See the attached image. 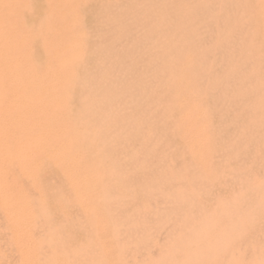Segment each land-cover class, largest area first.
Masks as SVG:
<instances>
[{"label":"rangeland","instance_id":"obj_1","mask_svg":"<svg viewBox=\"0 0 264 264\" xmlns=\"http://www.w3.org/2000/svg\"><path fill=\"white\" fill-rule=\"evenodd\" d=\"M10 1L12 3H9L7 12L0 15L2 18V23L8 26V30L6 31L8 34L7 40L3 45H1V50H3V48H5L6 46L10 48L11 54L9 60L11 61L12 65L15 64V67H18V70L21 68L25 71L26 69L30 70L32 68L33 70L37 71L39 76L53 74L54 77L60 78L65 81V89H67L66 91L64 89V92L62 91L63 94L61 93L62 95H60V99L64 101V103H66L65 108L67 109L63 110V114L66 116V121L58 124L57 126L59 127H54L55 124L53 123L54 126L51 127L50 131L52 133L58 134L57 137H62L63 135L65 136L67 133V135H69L70 133L77 135L74 136L70 134L72 135L71 137L69 135L70 138L68 139L70 141L67 144L69 149L67 148L65 152L66 154H63V161H65L66 159L68 160H66L67 162L61 161L62 164L60 165L61 168L59 169L57 168L59 166H56V164L48 158V155H46L50 150L46 146V148L43 147L44 154L46 155L45 156L43 154V156L45 157H40L43 153V150L41 151L42 153H34L35 155L33 154V157H31L29 166L33 168L35 165L34 162L38 158L37 160L41 162L39 170L41 171L42 167V171L39 172L40 174L38 173V175L34 178V182L31 183L29 185V189H27V194L31 198V200H29L30 204L28 206L20 205L18 208V211L22 209L20 213L28 212L30 210L31 214L21 220L14 222L7 220L5 211L0 208V264H171L172 260L173 264H185L184 261H186L187 264H264V45L258 43V45L254 47L255 44L249 42L251 32H246L248 26L246 24H242L245 29H241L243 30V32L238 31L237 34L235 33V35L233 33L231 34V30L229 29L225 31L226 33L230 31L227 34L225 32L220 33L222 36H220V38H222L221 40H223V38L226 39L228 35L231 34L230 36L232 37L227 38V40L232 38V41H227V44L223 43L224 46H217L213 43L211 47V44L215 39L213 36L215 35V31L212 32V34L208 35L210 30L206 26L207 19L204 15V12H201L204 10V0H197L196 5L194 4L196 0H182V2H180V0ZM174 1L179 3H174ZM189 1H191L192 4ZM199 1H201V3ZM199 4L201 5V7L199 6ZM35 5H38V7ZM188 8L190 9V11H187L189 10ZM193 10L195 11L193 12ZM199 11L201 13H198ZM170 14H172V16ZM185 14H187L188 16ZM173 15L175 16L173 17ZM171 19L173 21H171ZM170 21L171 23H169ZM176 21L178 22L176 23ZM172 22L175 23L173 24ZM181 22L183 23L181 24ZM170 24L172 25L169 26ZM167 25L169 26V28H167ZM190 26L192 28H190ZM164 27L165 29L162 30L161 28ZM182 27H188L190 29V32L188 28L184 29ZM167 30L170 32H168ZM183 30H188V32L186 33ZM178 32L180 34L185 32L186 34L183 33L184 35L181 36ZM176 33L178 34V36ZM239 33L243 35L240 36L242 39H245L244 36L248 34V39L246 37L245 40H241L240 37H237L240 35ZM195 34V38L199 39L198 41H195ZM206 34L207 37H202ZM185 35L186 37H188V41H190L188 42L189 44L186 42L187 40H185V42H181L182 47H184L182 48L179 41L185 38L183 37ZM190 35L192 39L190 38ZM160 37L164 38L163 41ZM177 38L179 40H176ZM233 39L237 40V42ZM172 41L175 43H173ZM203 41L205 44L203 43ZM235 42L240 45L237 46ZM182 43H184L186 46ZM200 43L203 45H201ZM207 43L210 45L209 47ZM241 43H245V45L243 44L244 47L241 45ZM249 43L253 44L254 46H249ZM161 45L164 47H162ZM190 46H193V48L195 47V49H193L192 47L190 49ZM156 47H162L158 48L160 49V52L162 51V49L163 51L165 49V54L167 56H169L173 51L177 53H172L173 56L171 55L170 57L166 58L163 51L161 52L163 56L158 53L159 50ZM216 47H218L219 49ZM238 47L242 48L243 50H240V48ZM213 48L216 49L214 50ZM221 48L223 50H221ZM151 49H154V51H152ZM177 49L179 51H177ZM199 49L201 50L199 51ZM155 50L157 51L156 53ZM183 50H186L185 53L181 52ZM189 50H191L193 53L191 54V51L189 53ZM194 50H197L195 51V53H198V57L194 56ZM204 50L207 52V55L205 54L206 52ZM253 50L255 52H253ZM168 51H171L169 52V55L167 54ZM213 53H217L219 57H217L216 54L214 56ZM255 54L256 59L254 57ZM158 55H161L160 57H162L163 59H161ZM180 55H182V59L179 60L177 56L180 57ZM205 55L207 56V58ZM208 55L212 56H210L209 58ZM248 55L251 57H249ZM164 56L166 59H169V61L167 60L169 63L166 61V59L165 61L167 64L164 63ZM231 56L234 59H232ZM156 57L160 61L158 60L159 63L157 62L154 65V62H156ZM211 57L215 58L216 61H212V63L209 65L211 60H214ZM216 57L221 59H217ZM172 58L175 59H173L172 61ZM195 58H197L196 61L194 60ZM262 58L263 63L260 62ZM170 59L173 64L176 63L175 66L171 64ZM61 60H63V62H61ZM178 60L181 61L180 63H178L179 65L177 64ZM258 62H260L261 64ZM192 63H194L196 66L198 64V67L195 68L194 64ZM199 63H202V67L199 65ZM203 63L205 64V66ZM255 63L258 64L257 68V64ZM158 64L159 67H157ZM169 64L174 67L167 68ZM58 65L61 66L60 69L57 68ZM161 66L162 68L164 67V73H166L168 77L170 73L173 77L170 75L171 77L168 78L165 74H162L163 72ZM165 66H167V69L165 68ZM216 66H218V69ZM252 66L256 68L255 72L253 70L254 67L252 68ZM155 67L158 68L157 71L160 70V73L154 70L156 69ZM191 67L193 69L195 68L194 71H197L199 73L196 74L197 72L194 73V71H191L193 70L191 69ZM228 68L229 70L232 68V71H229L230 73L227 70ZM175 70L178 74H175ZM188 71H190V73L193 72L192 76H195L192 77ZM233 71L235 72V74L237 73L236 76L232 74ZM205 72L208 73V75ZM211 72L213 73V75L211 74ZM259 72L260 75L258 74ZM154 73H156V75ZM220 73L228 74H226L227 76L224 78V80L227 78V84H225L224 80V82L222 81L224 75H221ZM219 74L222 76V79L220 78L221 81L218 78ZM229 74H232L233 78L232 75ZM210 75L211 77H209ZM183 77L185 78L183 79ZM197 77L198 79H196ZM205 77L208 81L205 79ZM215 77L216 79H214ZM167 78L169 79L168 82L165 81ZM192 78H194L193 80H195L193 81V86H191ZM201 78H204L205 80H200ZM160 79H162L161 81L163 82H161ZM228 79L230 80V82H228ZM216 80H218L220 84L219 82H216ZM171 81H175L174 84H172ZM196 83H198L199 85ZM208 83H210V85H208ZM170 84H172L173 87H171L173 88V90L167 89L166 91V88H170ZM230 84L231 86H229ZM125 85H129V87L127 86L129 89L123 88V86L125 87ZM220 85H225V87L228 86L227 88L230 87L229 90H225L228 96V101L226 100V102H224L227 97L224 93L225 87H220ZM156 86H158V88H154ZM215 86H218L219 88H216ZM209 87H211V89L213 88L214 90L211 91ZM138 88L140 89L138 90ZM220 88L221 91L219 90ZM158 89L160 91H158ZM131 90L133 91L129 92ZM154 90L156 91V93ZM199 90L201 92H199ZM126 91L128 92L126 93ZM183 91L186 93H184ZM217 91L220 95L217 93ZM157 92L159 93L157 94ZM233 92L234 96L237 97L234 98ZM121 93L123 94V96ZM195 93L198 95L195 96ZM200 93H203L205 96ZM152 94H154V97L152 96ZM173 94H175V98H173ZM211 94L213 96H211ZM207 95H209L210 97ZM163 96L165 97V99H163ZM131 97H133L132 100ZM147 97L148 100L150 98V100L152 101H148L146 99ZM197 97H199L200 99L198 100ZM138 98L142 99L139 100ZM160 98H162L161 101ZM229 98H233V102ZM240 98H242V100ZM83 99H86V101ZM135 99H137L138 104L135 103ZM236 99H239V101ZM99 100L102 102H100ZM126 100L129 101V103L130 101H132L131 103L135 104V106L139 108L136 109L135 107L136 110L134 111V106L130 103L131 106L129 105L128 107L129 103L125 102ZM229 100L231 102H229ZM83 101L86 102L83 103L84 105L81 104V102ZM173 101L174 103H172ZM87 102L89 105L87 104ZM124 102L125 108L122 107L124 105ZM227 102L230 105H228ZM259 102L260 105L258 106L261 107H259L257 110L256 106ZM101 103L103 104V107L105 106L104 108H101ZM171 103L173 105L176 103V108L175 106L173 108ZM85 104H87L86 108L83 107L85 106ZM95 104H99L100 108ZM146 104L148 105L145 107ZM151 104L154 105L151 106ZM141 105H144L143 110ZM166 105H169L168 109L166 108ZM204 105L206 106V108ZM148 107L151 108L147 109ZM81 108L83 111L84 109L85 111H87V114L85 113L87 117H83V113L85 111L82 112ZM130 108H133V110L131 111ZM125 109L131 112L128 113V111H125ZM179 110L180 114L178 113ZM206 110L208 111V113H206ZM55 111V108H53L48 112V115H53ZM122 111H125L127 113L124 114ZM110 112L113 114H109ZM140 112L141 114H138ZM183 112L185 113L183 114ZM122 113L123 115H121ZM177 113L178 116L176 115ZM205 113L206 115H204L203 118V114ZM40 114L43 115L44 113L36 114V116H34V120L38 118L40 119L42 117V119L44 118L43 120L45 121L47 118L49 119L50 116L52 118V115H50L49 117H47L48 115H44L46 116L44 117L40 116ZM105 114L108 115V118ZM116 114L118 115L117 117H115ZM170 114L175 116L173 117ZM119 115H121V118H123V122L126 118L125 115L128 116L127 118H129L130 116V118L132 119L133 116L134 118L138 116L139 121L137 118L133 120H129L130 118H126L127 122H121V124L118 119L120 118ZM207 115L209 118L207 117ZM98 117H100V119ZM71 118L73 119L71 120ZM113 118L114 120H112ZM171 118L173 120H171ZM202 118L204 120H202ZM42 119H40L39 121L44 122L42 121ZM175 119L176 121H174ZM257 119L261 121H259V126L257 125ZM104 120L107 122H100ZM49 121L48 123H51ZM67 121L73 122H70L68 124ZM79 121H81L84 125L82 123L81 125L78 124ZM135 121L137 122L135 123ZM204 121H206V124ZM254 121L257 126H254ZM110 122H112V124ZM73 123L78 124V126L74 125V128V126L70 125ZM117 123L119 124V126ZM115 124H117V127H115ZM139 125L141 127H138ZM104 126H106L109 130H107V128L105 130ZM131 126L133 128H131ZM126 127L128 128L125 130ZM74 129L75 132H72L74 131ZM15 130L12 131L16 133L17 129ZM98 131L101 132V138L98 137ZM106 131L107 133L108 131L111 132L108 134L109 137L107 136ZM122 131L124 132L121 134ZM81 132L84 133L85 136L87 135L85 139L83 138L84 135L81 134ZM126 132L127 135L125 137L121 136ZM59 134L62 136H60ZM115 134L117 136H115ZM241 135H244L243 138H240L242 137ZM80 137H82L83 140ZM88 137L90 138L87 139ZM102 138L106 140L104 141ZM210 138H213L214 140ZM112 140L113 142H111ZM130 140H132V142ZM189 140H191V142ZM75 141L77 143H75ZM78 141H80V143L82 142V144H80ZM123 141L127 142L123 143ZM92 142H94V144ZM107 142L109 145H107V148H105ZM109 142L112 144V146H110ZM98 143L100 145H98ZM136 143H138L137 146ZM90 144L93 146H91ZM104 144L105 147H103ZM72 145L74 147L77 146V150L73 148ZM152 146H154L155 149ZM182 146H184V149ZM185 146L187 148V151ZM86 147L90 150H84V148ZM210 147H212L213 150H210L212 149ZM230 147L231 149H229ZM227 148L231 150L230 153ZM72 149L78 152L77 154L75 153L76 157L74 155V152L71 151ZM78 149H80V152L78 151ZM104 150H107L106 155H104V152H102ZM85 151L87 160L86 158H84L86 157L84 155ZM93 151L97 155L95 153L91 154V152ZM71 152H73V154ZM151 152H153V154ZM82 154L84 155V157ZM102 154L108 159L102 158ZM148 154H150L151 156ZM98 155L100 156V160L98 159ZM164 155L166 158L163 157ZM108 156L111 157V160ZM146 157L151 159H147L148 162H145ZM198 157H200V159H198ZM93 158H97L96 160L98 162ZM105 159H107L108 161H106ZM206 159H208V161H206ZM209 159H211L212 161ZM71 160L72 162H70ZM84 160H86L85 163H78L80 161L84 162ZM101 160H105L102 162L103 164L100 162ZM195 160L201 163L199 164V162L197 163ZM87 161L88 163H90L85 166L87 164ZM93 161L96 163H93L94 167L93 164H91ZM111 161H114V163L116 164H111L113 163ZM156 161L158 162V165H156ZM68 162H70V164ZM137 162H140V164H138ZM192 162L196 164L194 165L192 164ZM63 163L66 165V167ZM74 163H76V165H74ZM160 163L163 164L160 165ZM205 163H208L206 164L207 166L205 165ZM80 164H85L84 166L86 168L84 166H81ZM90 164L92 167L89 166ZM110 164L112 166L114 165L113 168ZM98 165H101V167L99 166L100 170ZM146 165H148L147 167L150 168V171L146 170ZM77 166H80L81 168L79 169L77 168ZM105 166L106 168H104ZM169 166H171L172 169L169 168ZM71 167L74 169V172L73 169L71 170ZM88 167L90 168V171L92 170L91 172L88 170ZM96 167L98 170H96ZM110 167L115 171H111L112 169H109ZM192 167L194 169H192ZM64 168H67V171H65ZM13 169L14 170L12 173L14 175L12 177L13 180H11L12 183L16 184L19 189L22 187L26 190L27 186L24 182L23 176L17 171V168ZM106 169L110 170V172ZM168 169H170V171H168ZM85 170L88 171L84 172ZM65 172L70 174L66 173L65 175ZM105 172H108V174H112L114 178L110 179L111 175L108 177ZM84 173L87 174L84 175ZM42 174H44L45 176H43ZM76 175H79L80 179ZM104 175H106L107 177ZM103 177L105 178L103 179ZM84 178H86V180ZM70 179L72 181L69 183L68 180ZM90 179H92L93 181ZM109 179H115V182L109 181ZM137 179H142L144 181L140 180V182ZM182 180L184 181L182 182ZM105 183L108 184V186H105ZM110 183H116L117 185L119 183L123 184H120L121 187H114V185L116 184L111 185L113 186L111 187ZM40 185L41 187H43L42 189L40 188L42 193L39 191ZM124 186L125 189H123ZM81 187L83 188V190H81ZM96 187H99V189H97ZM107 187L114 188V190L112 189V191L110 192L108 191V189L110 188L107 189ZM105 188L107 189L106 191ZM119 188H121V190ZM44 189H46V191ZM84 189H87V193L90 189H96V191L92 192V197L90 196L91 194H87ZM72 190H74L75 192ZM82 193L84 194L82 195ZM102 193H104V196H101ZM177 193L179 194L177 195ZM27 194L25 195L27 196ZM181 195L183 197H181L182 199L180 198ZM41 196L43 197L42 199L40 198ZM81 196H83V198ZM177 196H179V199L177 198ZM103 197L104 199H102ZM87 198L91 199L87 201ZM173 198H176V201ZM185 198L187 199V201ZM95 199L97 200L94 201ZM111 199L113 200L111 201ZM91 200L95 202V206L98 205V208H95L96 210L99 209L97 213L100 212L98 213L99 216L97 218L98 223H96V225H93L92 227V217L85 212L88 205H91L89 204L91 203ZM103 201L108 204L107 206L104 203V205L107 206L105 208L103 206ZM177 201H182V203L180 202L181 205L178 204V207L176 206ZM98 202H100V204ZM183 203L187 205H183ZM167 204L168 206L171 204L172 205L167 207ZM120 206H122L121 209ZM99 207H101V210ZM106 208L109 212H103L106 210ZM178 208H180V211ZM169 209L173 212L175 210V213H173L172 211L170 212ZM176 209H178L179 212H177ZM183 210L185 212V215L184 212H182ZM110 211H113L114 213L112 212L113 214H111ZM180 212L183 216L180 215ZM106 213H108V216H105ZM101 214H104V217L101 216ZM109 214L112 215H110L111 218H109ZM161 215L162 217H168L169 220L168 218H162ZM181 216L184 221L183 219H180ZM184 216L190 219H187ZM170 217H172L173 221ZM160 218H162L161 221H159ZM112 219L113 221H111ZM174 219L176 220V222L174 221ZM118 220L120 221V223H118ZM180 220H182L184 223H182V221L180 223ZM114 221L116 223H113ZM162 221H169L172 222V224L174 222V224L171 225V223L168 222V226H166V228L162 227V231L161 226L165 227V225H167V223L164 224L165 222L163 223ZM161 222L164 225H162ZM111 224L113 226L109 227V225ZM132 224L135 225L132 227ZM158 224H161V226H158ZM129 226H131V228ZM156 226H158L161 231L158 230L159 228L156 229ZM134 227L137 228L133 229ZM124 228L128 229L124 230ZM90 229L94 230V233L97 232L96 234L98 236L96 234L95 236H92L94 233L92 234V231ZM118 229L120 230L118 231ZM131 230L135 233H131ZM111 232H114V235L117 236V239L114 235L111 236L113 234ZM158 232H160V235ZM166 232L168 233L167 235L169 236L170 242H168V237L165 236ZM176 234L178 237H180L181 235V239H179ZM144 235L145 237H142L143 239H141L140 236ZM150 236L152 237V239H148L150 238ZM94 237L98 238L95 240ZM112 237H114L115 240H113L114 238ZM144 238H147L145 239V241H147V245H145V248L143 246V244L146 243L144 242ZM172 238L174 239V241H172ZM176 238H178L179 242ZM97 240L100 241L98 242ZM88 241L91 243L88 244ZM105 241L108 243H106ZM113 241H118V243H116L115 245V243L113 244ZM139 241H143L142 246L139 245ZM162 243L167 246L162 245ZM168 243L171 245H169ZM150 244H152V246ZM88 245H91L92 247L90 246L89 249L84 248L86 249L85 252L87 251L85 253L81 249V247H86ZM123 246L125 247V249ZM159 246L161 247L159 248ZM171 246L173 247V249L171 248ZM114 247L117 249V251L116 249H114ZM169 248H171L170 250L173 251V254L171 253V255L169 254L170 252H168L170 251ZM176 249L178 250L177 253ZM121 250L122 253H117ZM166 250L168 254L167 252L164 253V251ZM70 251L72 253L67 255ZM64 252H66L67 254ZM186 253L187 255H185ZM180 259H182V261H180Z\"/></svg>","mask_w":264,"mask_h":264},{"label":"bare ground","instance_id":"obj_2","mask_svg":"<svg viewBox=\"0 0 264 264\" xmlns=\"http://www.w3.org/2000/svg\"><path fill=\"white\" fill-rule=\"evenodd\" d=\"M38 1V0H37ZM173 1V0H172ZM178 1V0H177ZM186 1H188V0H186ZM194 1V0H193ZM180 2H182V0H180ZM189 2H191V1H189ZM200 3H201V1H199ZM198 2V3H199ZM203 2H204V4H203ZM202 2V4L204 5V10L203 11H201V12H204V15H205V17H206V19H207V21H206V26L208 27V29L210 30L209 31V33H208V35L209 34H212V32H214L215 31V35H213L214 36V42H212V44H211V47H212V45H213V43L215 44V45H222V46H224L223 45V43H225V44H227V41H232L231 39H229V40H227V38H229V37H232V36H230L232 33L235 35V33L237 34V32L239 31H242L243 32V30L245 29L243 26H242V24H246L247 26H248V29H247V27H246V29H247V31L246 32H251V36H250V34H249V36H250V38H249V42L250 43H254L255 44V46L253 45V44H250L249 43V46H251V45H253L254 47H256L257 45H258V43L259 44H262V45H264V0H204ZM9 3H12L10 0H0V15L1 14H5V12H7V10H8V5H9ZM36 3V2H35ZM174 3H179V2H176V1H174ZM194 3V2H193ZM34 4V3H33ZM170 4V3H169ZM191 4H192V2H191ZM195 5L197 4V0H196V2L194 3ZM173 5V4H172ZM174 5H176V4H174ZM35 6H37L38 7V5H35ZM170 6V5H169ZM199 6L201 7V5L199 4ZM198 6V7H199ZM37 7H36V9H37ZM192 7V6H191ZM203 7V6H202ZM171 8V7H170ZM39 9V8H38ZM189 9V8H188ZM198 10H199V8H198ZM202 10V9H201ZM40 11V10H39ZM187 11H190V9L189 10H187ZM187 11H185V12H187ZM192 11V10H191ZM195 10H193V12H194ZM200 11L198 12V13H201ZM197 13V14H198ZM173 14V13H172ZM172 14H170L171 16H172ZM203 14V13H202ZM40 15V14H39ZM176 15V14H175ZM175 15H173V17L175 16ZM185 15H187V14H185ZM195 15H196V13H195ZM199 15V14H198ZM197 15V16H198ZM201 15V14H200ZM177 16V15H176ZM182 16V15H181ZM188 16V15H187ZM190 16V15H189ZM193 16V15H192ZM196 16V17H197ZM113 17V16H112ZM172 17V18H173ZM203 17V16H202ZM169 18H170V16H169ZM183 18H185V17H183ZM188 18V17H187ZM186 18V19H187ZM247 18V19H246ZM176 20V19H175ZM177 20H178V18H177ZM180 20V19H179ZM205 20V19H204ZM171 21H173L172 19H171ZM171 21L169 22V23H171ZM178 21H176V23H177ZM242 22H245V23H242ZM173 24L175 23V22H172ZM183 22H181V24H182ZM188 24V23H187ZM172 24H170L169 26H171ZM169 26L167 25V28H169ZM189 26V25H188ZM8 26L7 25H5V24H3L2 23V18H1V16H0V208L1 209H3V211H5V216H6V219L7 220H9V221H18V220H21V219H23L24 217H26V216H28L29 214H31V212H30V210L28 211V212H24V213H20L21 212V207H20V211H18V208H19V206L20 205H26V206H28L29 204H30V202H29V200H31V198L28 196V190L27 189H29V185L31 184V183H33L34 182V178L38 175V173L39 172H41L42 171V167H41V171L39 170L40 169V166H41V162L39 161V160H37L36 159V161L34 162L35 163V165H34V167L33 168H31L30 166H29V163H30V160H31V157H33V154L34 153H36V154H40V152L43 150V147H47L48 149H50L49 150V152H47L48 154H46V155H48V158L51 160V161H53L55 164H56V166H59V167H57L58 169L59 168H61L60 167V165L62 164L61 163V161H63V154L66 152V150H67V148H68V146H67V144H68V142L70 141L68 138H70L72 135H74V136H76L75 134H72V133H70V134H72V135H70V137H69V135H60V136H62V137H57V135L58 134H55V133H52L50 130H51V127L52 126H54L53 125V123L55 124V126L54 127H56L58 124H60V123H63L64 121H66V116L63 114V110H65V109H67V108H65L66 107V103H64V101H62L60 98H61V96L60 95H62L63 93H62V91L64 92V89H65V87H66V83H65V81L64 80H62V79H60V78H56V77H54V75L53 74H50V75H44V76H39V74L37 73V71L36 70H33L32 68L29 70V69H26L25 71L24 70H22L21 68L18 70V67L16 66L15 67V64H13L12 65V63H11V61L9 60V57H10V54H11V50H10V48L8 47V46H6L5 48H3V50H1V45H3L5 42H6V40H7V30H8V28H7ZM166 27V26H165ZM165 27L164 28H161L162 30L163 29H165ZM166 28V29H167ZM171 28V27H170ZM182 28H184V27H182ZM181 28V29H182ZM186 28H188V27H186ZM186 28H184V29H186ZM190 28H192L191 26H190ZM189 29V28H188ZM231 30V34L230 35H228V37L225 39V38H223V40L224 41H226V42H224L223 40H221L222 38H220V36H221V34L220 33H222V32H225V31H227V30ZM241 29H243V30H241ZM170 30H172V29H170ZM193 30V29H192ZM168 31V30H167ZM183 31H185V30H183ZM198 31V30H197ZM168 32H170V31H168ZM174 32V31H173ZM186 33L188 32V30L187 31H185ZM185 32H183V33H185ZM189 32H190V29H189ZM230 31H228L227 33H229ZM175 33V32H174ZM179 33V32H178ZM180 34L181 36L182 35H184V34ZM185 33V34H186ZM202 33V32H201ZM207 33V32H206ZM226 33V32H225ZM226 33V34H227ZM177 34V33H176ZM197 34V33H196ZM196 34L194 35V38H195V36H196ZM214 34V33H213ZM240 34V33H239ZM247 34V33H246ZM169 35V34H168ZM168 35H167V37H168ZM172 35H173V33H172ZM233 35V36H234ZM242 34H240L239 36H237V37H240ZM248 35V34H247ZM247 35L246 36H244L245 37V39H246V37H247ZM89 36V35H88ZM177 36H178V34H177ZM193 36V35H192ZM204 36H206L207 37V34L206 35H203L202 37H204ZM226 36V35H225ZM243 36V35H242ZM102 37V36H101ZM172 37V36H171ZM170 37V38H171ZM183 37H185V38H187V39H185V38H183L184 39V41H183V39H181L180 41H179V43H180V45H181V42H185V40H187L186 42L188 43L189 41H188V37H186V35L185 36H183ZM197 37H198V35H197ZM200 37V36H199ZM222 37V36H221ZM236 37V36H235ZM161 38V37H160ZM176 38V37H175ZM179 38V37H178ZM176 39V40H179V39ZM182 38V37H181ZM190 38H191V35H190ZM189 38V39H190ZM193 38V39H194ZM201 38V37H200ZM211 38H212V36H211ZM163 39L164 38H161V40L163 41ZM172 39V38H171ZM192 39V38H191ZM205 39H207V38H205ZM237 39H239V38H237ZM240 39L241 40H245V39H242L241 37H240ZM247 39H248V37H247ZM199 39H196L195 38V41H198ZM210 40V39H209ZM233 40H235V39H233ZM167 41V40H166ZM201 41V40H200ZM205 41V40H204ZM204 41H203V43H204ZM211 41H213V40H211ZM236 42H237V40H235ZM248 41V40H247ZM165 42V41H164ZM173 42V41H172ZM171 42V43H172ZM193 42H194V40H193ZM207 42V41H206ZM235 42V43H236ZM243 42V41H242ZM246 42V41H245ZM158 43V42H157ZM167 43V42H166ZM168 43H169V41H168ZM173 43H175V42H173ZM209 43V42H208ZM207 43V44H208ZM232 43V42H231ZM239 43V42H238ZM163 44V43H162ZM178 44V43H177ZM182 44H184V43H182ZM189 44V43H188ZM191 44V43H190ZM201 44V43H200ZM205 44V43H204ZM210 44V43H209ZM208 44V47L210 46ZM237 44V43H236ZM244 45H245V43H243ZM242 43H241V45L244 47V45H243ZM164 45V44H163ZM167 45V44H166ZM165 45V46H166ZM173 45V44H172ZM185 45V44H184ZM192 45H194V44H192ZM201 45H203V44H201ZM240 44H237V46H239ZM162 46V45H161ZM186 46V45H185ZM189 46V45H188ZM227 46V45H226ZM231 46V45H230ZM230 46H229V49H230ZM233 46H234V43H233ZM241 46V47H242ZM248 46V45H247ZM93 47V46H92ZM155 47V46H154ZM153 47V48H154ZM162 47H164V46H162ZM162 47H158V48H162ZM169 47V46H168ZM172 47V46H171ZM179 47V46H178ZM181 47H182V45H181ZM191 47L193 48V46H190V49H191ZM196 47H198V46H196ZM215 47V46H214ZM253 47V48H254ZM152 48V47H151ZM157 48V47H156ZM155 48V49H156ZM157 48V49H158ZM170 48V47H169ZM169 48H168V50H169ZM177 48V47H176ZM175 48V49H176ZM182 48H184V47H182ZM187 48H189V47H187ZM187 48H185V49H187ZM205 48V47H204ZM207 48V47H206ZM216 48H218V47H216ZM216 48H213L214 50L216 49ZM223 48V47H222ZM221 48V50H223ZM238 48H240V47H238ZM156 49V50H157ZM181 49V48H180ZM193 49H195V47L193 48ZM197 49V48H196ZM219 49V48H218ZM217 49V50H218ZM235 49V48H234ZM237 49V48H236ZM255 49V48H254ZM152 50V49H151ZM150 50V51H151ZM155 50V53L157 52ZM159 50V52L158 53H160L161 54V52L163 51V49H162V51L160 52V49H158ZM172 50H174V49H172ZM201 49H199V51H200ZM240 50H243L242 48H240ZM239 50V51H240ZM256 50V49H255ZM152 51H154V49L152 50ZM176 51V50H175ZM177 51H179L178 49H177ZM186 51V50H185ZM185 51L183 50V51H181L182 53L184 52L185 53ZM190 51L191 50H189V53H190ZM195 51H197V50H194V56H196V57H198L197 55H198V53L196 54L195 53ZM205 51V50H204ZM211 51V50H210ZM263 51H264V49H263ZM262 51V52H263ZM148 52H149V50H148ZM169 52H171V51H168V55H169ZM202 52V51H201ZM206 52V51H205ZM215 52V51H214ZM218 52H219V50H218ZM217 52V53H218ZM222 52V51H221ZM253 52H255L254 50H253ZM154 53V52H153ZM163 53H164V55L166 56V58L167 57H170L171 55H172V53H177V52H171L170 53V55L169 56H167L165 53V49H164V51H163ZM188 53V54H189ZM193 52L191 51V54H192ZM217 53H215L216 55H217ZM220 53V52H219ZM188 54H186V55H188ZM196 54V55H195ZM206 55H207V52L205 53ZM215 54L213 53V55L215 56ZM254 54V53H253ZM252 54V55H253ZM259 54V53H258ZM257 54V55H258ZM262 54V53H261ZM162 55V54H161ZM161 55H158L159 57L161 56ZM178 55V54H177ZM184 55V54H183ZM205 55V56H206ZM157 56V57H158ZM163 56V55H162ZM165 56H164V63H166V61L168 60L169 61V59H166L165 58ZM173 56V55H172ZM174 56H175V54H174ZM181 56L182 55H180V57L179 56H177L178 57V59L180 60V59H182L181 58ZM200 56V55H199ZM202 56H203V53H202ZM201 56V57H202ZM210 56H212V55H210ZM210 56L208 55V57L210 58ZM222 56V55H221ZM249 56V55H248ZM256 56V54L254 55V57ZM156 57V62H154V65H155V63H159V61L161 60V59H163L162 57H158L157 58ZM201 57H200V59H201ZM217 57H219L218 55H217ZM216 57V58H217ZM249 57H251V56H249ZM253 57V56H252ZM253 57V58H254ZM176 58V57H175ZM175 58H172V61H173V59H175ZM205 58V57H204ZM206 58H207V56H206ZM212 59H214V60H211V62L209 63V65L212 63V61H216L215 60V58H213V57H211ZM223 58V57H222ZM225 58H226V56H225ZM231 58H232V56H231ZM62 59V58H61ZM165 59H166V61H165ZM217 59H221V58H217ZM230 59V58H229ZM232 59H234V58H232ZM255 59H256V57H255ZM254 59V60H255ZM159 60V61H158ZM178 60V62H177V64L178 63H180L181 61H179ZM195 61L197 60V58H195L194 59ZM207 60H209V59H207ZM253 60V61H254ZM167 61V62H168ZM170 61H171V59H170ZM172 61H171V64L172 65H174L175 66V64H173L172 63ZM182 61H184V60H182ZM199 61V60H198ZM204 61V60H203ZM252 61V62H253ZM258 61H259V57H258ZM263 61V58L260 60V62L261 63H263L262 62ZM61 62H63V60H61ZM163 62V61H162ZM221 62V61H220ZM228 62V61H227ZM232 62V61H231ZM257 62V61H256ZM260 62H258V63H260ZM169 63V62H168ZM195 63V62H194ZM194 63H192V64H194ZM197 63V62H196ZM205 63V62H204ZM203 63V64H204ZM208 63V62H207ZM206 63V64H207ZM213 63H215V62H213ZM260 63V64H261ZM62 64V63H61ZM160 64H162V63H160ZM167 64V63H166ZM202 63H199V65L202 67V65H201ZM226 64V63H225ZM231 64V63H230ZM236 64V63H235ZM255 64H257V63H255ZM153 65V64H152ZM157 65V64H156ZM170 65V64H169ZM168 65V67L167 66H165V68L167 67V68H169V67H172L171 65L169 66ZM179 65V64H178ZM191 65V64H190ZM208 65V64H207ZM206 65V66H207ZM214 65V64H213ZM216 65V64H215ZM228 65V64H227ZM226 65V66H227ZM253 65V64H252ZM264 65V64H263ZM173 66V67H174ZM192 66V65H191ZM204 66H205V64H204ZM230 66V65H229ZM255 66V65H254ZM254 66H252V68L254 67ZM157 67H159V64H158V66ZM172 67V68H173ZM194 67L196 68V67H198V64H197V66L194 64ZM217 67V69H218V66H216ZM233 67V66H232ZM236 67V66H235ZM258 67V64L256 65V68ZM259 67H261V66H259ZM57 68H61V66L60 65H58V67ZM156 68V67H155ZM161 68H162V66H161ZM166 68V69H167ZM172 68H170V69H172ZM185 68V67H184ZM186 68H187V66H186ZM194 68V69H195ZM234 68V67H233ZM237 68V67H236ZM256 68L254 67L253 68V70H254V72H255V70H256ZM263 68V67H262ZM262 68H260V69H262ZM157 69L158 68H156V69H154V70H156L157 71ZM164 67L162 68V74H165L166 75V73H164ZM191 69H193L192 67H191ZM194 69L193 70H191V71H194ZM213 69V68H212ZM216 69V70H217ZM232 69V68H231ZM229 70V68L227 69L228 70V72L230 71H232V70ZM188 70V69H187ZM201 70H202V68H201ZM200 70V71H201ZM220 70V69H219ZM238 70V69H237ZM160 71V70H159ZM159 71H157V72H159ZM167 71V70H166ZM215 71V70H214ZM258 71V70H257ZM260 71V70H259ZM155 72V71H154ZM175 74H178L177 73V71L175 70ZM189 72V74H191V76H192V73H190V71H188ZM197 72V71H196ZM195 71H194V73H196ZM225 72V71H224ZM229 72V73H230ZM235 72H236V70H235ZM235 72L233 71V75L234 76H236L237 75V73L235 74ZM263 72V71H262ZM160 73V72H159ZM199 72H197L196 74H198ZM204 73V72H203ZM206 73V72H205ZM214 73H216V72H214ZM155 75H156V73H154ZM153 74V75H154ZM207 75H208V73H206ZM210 74V73H209ZM211 74L213 75V73L211 72ZM221 74V73H220ZM219 74V80H220V78L222 79V74L224 75V77H223V79H222V81L224 80V78L228 75L227 73H222L221 75ZM227 74V75H226ZM232 74H229V75H232ZM259 75H260V72L258 73ZM157 75H158V73H157ZM170 75H171V73H170ZM169 75V77H171ZM203 75H205V74H203ZM206 75V76H207ZM215 75V74H214ZM233 75H232V78H233ZM263 75V74H262ZM167 76V75H166ZM193 76H195V75H193ZM192 76V77H193ZM199 76V75H198ZM221 76V77H220ZM154 77V76H153ZM168 77V76H167ZM168 77V78H169ZM173 77V76H172ZM177 77V76H176ZM176 77H174V78H176ZM201 77H204V76H201ZM209 77H211V75L209 76ZM213 77V76H212ZM167 78V79H168ZM185 77H183V79H184ZM189 78V77H188ZM187 78V79H188ZM200 78V77H199ZM236 78V77H235ZM162 79H165V78H162ZM162 79H160V81L162 80ZM165 80V81H169V79L168 80ZM171 79V78H170ZM179 79H181V78H179ZM182 79V80H183ZM194 78H192L191 79V86H193V81H195V80H193ZM196 79H198V77L196 78ZM207 80V78L205 77V79L204 78H201L200 80ZM208 79H210V78H208ZM214 79H216V77L214 78ZM230 79V78H229ZM228 79V80H229ZM176 80V79H175ZM199 80V81H200ZM212 80V79H211ZM227 80V78L224 80L225 81V84H227L226 81ZM198 81V80H197ZM208 81V80H207ZM215 81V80H214ZM221 81V80H220ZM223 81V82H224ZM144 82V81H143ZM161 82H163V81H161ZM166 82V83H167ZM172 82V81H171ZM175 82V81H174ZM174 82H172V84H174ZM182 82V81H181ZM213 82V81H212ZM216 82H219L218 80H216ZM228 82H230V80L228 81ZM166 83H165V85H166ZM183 83V82H182ZM211 83V82H210ZM210 83H208V85H210ZM142 84H144V83H142ZM141 84V85H142ZM147 84V83H146ZM172 84H170V88H166L165 90L167 91V89H172L173 90V86H172ZM196 84H198V83H196ZM195 84V85H196ZM219 84H220V82H219ZM221 84H222V82H221ZM180 85V84H179ZM199 85V84H198ZM128 87H129V85H127ZM126 85H125V87L123 86V88H127V89H129L128 87H127ZM172 86V87H171ZM212 86H213V84H212ZM222 86H224L225 87V85H220V87H222ZM229 86H231V84L229 85ZM233 86H235V85H233ZM121 87V86H120ZM168 87H169V85H168ZM189 87H190V84H189ZM216 87V86H215ZM214 87V88H215ZM228 86H226L225 87V89H224V93H225V95L227 96V94H226V92H225V90L226 89H228L229 90V88H227ZM69 88H70V86H69ZM154 88H158V86H156V87H154ZM161 88V87H160ZM163 88V87H162ZM180 88V87H179ZM210 89H211V87H209ZM216 88H219L218 86L216 87ZM67 89V88H66ZM66 89H65V91H66ZM140 88H138V90H139ZM164 89V88H163ZM162 89V90H163ZM192 89V88H191ZM234 89V88H233ZM235 89H236V87H235ZM133 90H135V89H133ZM133 90H131V91H129V92H132ZM183 90V89H182ZM189 90V89H188ZM214 89L212 88L211 89V91H213ZM216 90V89H215ZM218 90V89H217ZM220 91H221V88L219 89ZM228 90H227V92H228ZM107 91V90H106ZM109 91V90H108ZM137 91V90H136ZM155 91V90H154ZM158 91H160L159 89H158ZM164 91V90H163ZM165 91V92H166ZM194 91V90H193ZM195 91H196V89H195ZM205 91V90H204ZM207 91H208V88H207ZM234 91V90H233ZM128 91H126V93H127ZM169 92V91H168ZM184 92V91H183ZM199 92H201L200 90H199ZM203 92V91H202ZM215 92V91H214ZM258 92V91H257ZM62 93V94H61ZM124 93V92H123ZM155 93H156V91H155ZM154 93V94H155ZM159 92H157V94H158ZM167 93V92H166ZM178 93V92H177ZM184 93H186V92H184ZM216 93V92H215ZM217 93H218V91H217ZM222 93V92H221ZM229 93H230V91H229ZM238 93V92H237ZM122 94V93H121ZM154 94H152V96L154 95ZM161 94V93H160ZM170 94V93H169ZM172 94V93H171ZM193 94V93H192ZM200 94H203V93H200ZM219 94V93H218ZM217 94V95H218ZM162 95H163V92H162ZM174 95L175 94H173L172 96H173V98H175L174 97ZM178 95V94H177ZM181 95H182V93H181ZM196 95H198V94H196L195 93V96ZM204 95V94H203ZM220 95V94H219ZM231 95H232V93H231ZM121 96V95H120ZM122 96H123V94H122ZM165 96V95H164ZM163 96V97H164ZM168 96V95H167ZM180 96V95H179ZM194 96V97H195ZM205 96V95H204ZM207 96H209V95H207ZM211 96H213L212 94H211ZM223 96V95H222ZM233 96H234V92H233ZM150 97V96H149ZM154 97V96H153ZM160 97V96H159ZM162 97V98H163ZM181 97V96H180ZM184 97V96H183ZM210 97V96H209ZM208 97V98H209ZM216 97V96H215ZM230 97V96H229ZM235 97H237V96H234V98ZM242 97V96H241ZM243 97H245V96H243ZM135 98V97H134ZM162 98H160V101H161V99ZM168 98H170V97H168ZM172 98V99H173ZM191 98V97H190ZM198 98V100L200 99L199 97H197ZM196 98V99H197ZM227 98H228V96L226 97V99H225V101L224 102H226V100H227ZM133 99V97H131V100ZM139 99V98H138ZM140 99H142V98H140ZM139 99V100H140ZM147 100H148V97L146 98ZM156 99H158V98H156ZM163 99H165V97L163 98ZM180 99V98H179ZM192 99H193V97H192ZM195 99V100H196ZM201 99H202V97H201ZM210 99V98H209ZM211 99H212V97H211ZM223 99H224V97H223ZM222 99V100H223ZM231 101H232V99L231 98H229ZM241 100H242V98H240ZM83 100H85L86 101V99H83ZM97 100V99H96ZM122 100V99H121ZM130 100V99H129ZM136 100V102L135 103H137L138 104V102H137V99H135ZM134 100V101H135ZM138 100V101H139ZM175 100V99H174ZM180 100H182V99H180ZM197 100V101H198ZM229 100V102H231ZM236 100H238L239 101V99H236ZM85 101H83V102H81V104L82 105H84L83 103L85 102ZM100 101V100H99ZM117 101H119V100H117ZM146 101V100H145ZM148 101H152V100H150V98H149V100ZM183 101V100H182ZM188 101V100H187ZM205 101V100H204ZM228 101V100H227ZM94 102H95V99H94ZM93 102V103H94ZM100 102H102V101H100ZM109 102H110V100H109ZM125 102H128L129 103V101H125ZM125 102H124V105L122 106L123 108H125L124 106H125ZM132 101H130V103H131ZM141 102V101H140ZM143 102H144V99H143ZM154 102V101H153ZM158 102H159V100H158ZM166 102V101H165ZM203 102V101H202ZM206 102V101H205ZM233 102V101H232ZM261 102V101H260ZM260 102L257 104V110H258V108L259 107H261V106H258V105H260ZM86 103V102H85ZM92 103V102H91ZM113 103H114V101H113ZM123 103V102H122ZM130 103L128 104V107H129V105H130ZM155 103H156V101H155ZM170 103V102H169ZM168 103V104H169ZM172 103H174V101L172 102ZM171 103V104H172ZM195 103V102H194ZM193 103V104H194ZM204 103V102H203ZM203 103H201V104H203ZM228 103V102H227ZM87 104H88V102H87ZM87 104H85V106H83V107H85L86 108V105ZM102 104V103H101ZM127 104V103H126ZM133 106H134V111L137 109V108H139V107H136L135 106V104H133V103H131ZM143 104V103H142ZM149 104V103H148ZM148 104H146L145 105V107L148 105ZM158 104V103H157ZM166 104V103H165ZM170 104V105H171ZM191 104V103H190ZM222 104V103H221ZM262 104V103H261ZM89 105V104H88ZM95 105H97L99 108H100V106H99V104H95ZM119 105V104H118ZM154 105V104H153ZM152 104H151V106H153ZM162 105V104H161ZM228 105H230L229 103H228ZM264 105V104H263ZM68 106V105H67ZM70 106H71V104H70ZM94 106V105H93ZM120 106V105H119ZM131 106V105H130ZM142 106V110L144 109L143 107H144V105H141ZM165 106V105H164ZM167 107V109L169 108L168 106L169 105H166ZM172 106H173V108H174V106H175V108H176V103L173 105L172 104ZM171 106V107H172ZM186 106V105H185ZM205 106V105H204ZM255 106V105H254ZM103 107V104H102V106H101V108ZM105 107V106H104ZM103 107V108H104ZM106 107H108V106H106ZM126 107H127V105H126ZM135 107H136V109H135ZM161 107V106H160ZM170 107V108H171ZM187 107V106H186ZM203 107V106H202ZM53 108H55V113L52 115V114H50V115H52V118H51V116L50 115H48V112L50 111V110H52ZM71 108V107H70ZM98 108V109H99ZM149 108H151V107H148L147 109H149ZM163 108V107H162ZM205 108H206V106H205ZM205 108H204V110H205ZM110 109V108H109ZM115 109V108H114ZM131 109V108H130ZM156 109H158V108H156ZM165 109V108H164ZM185 109H188V108H185ZM192 109V108H191ZM246 109V108H245ZM264 109V108H263ZM262 109V110H263ZM81 110H82V108H81ZM100 110V109H99ZM102 110V109H101ZM116 110V109H115ZM124 110V109H123ZM133 110V108L131 109V111ZM138 110H140V109H138ZM137 110V111H138ZM201 110V109H200ZM203 110V111H204ZM251 110V109H250ZM84 111H85V109H84ZM83 110H82V112H84ZM89 111V110H88ZM94 111H97V110H94ZM112 111H114V110H112ZM117 111V110H116ZM125 111H128V110H126L125 109ZM123 112L124 114H126L127 112ZM131 111H128V113L129 112H131ZM136 111V112H137ZM141 111V110H140ZM157 111V110H156ZM172 111H174V110H172ZM171 111V112H172ZM186 111V110H185ZM195 111V110H194ZM87 111H85L83 114V117H87V113H86ZM105 112V111H104ZM103 112V113H104ZM141 112H143V111H141ZM141 112L140 113H138V114H141ZM146 112V111H145ZM177 112V111H176ZM176 112H174V113H176ZM205 112V111H204ZM260 112H261V109H260ZM259 112V113H260ZM38 114V113H44L43 115H41L40 114V116H44V115H48L47 117H49L50 116V118L48 119H46L45 121L42 119V117L40 118V119H42V121H44V122H40L38 119H36V120H34L35 118H34V116H36V114ZM66 113V112H65ZM86 113V114H85ZM94 113H96V112H94ZM93 113V114H94ZM106 113V112H105ZM107 113H108V110H107ZM119 113V112H118ZM123 113L121 114V115H123ZM132 113H134V112H132ZM179 114H180V110H179V112H178ZM178 113L176 114L177 116H178ZM185 112H183V114H184ZM198 113V112H197ZM206 113H208V111L206 110ZM206 113L205 114H203V118H204V115H206ZM258 113V112H257ZM92 114V113H91ZM91 114H89V115H91ZM109 114H113V113H109ZM173 114V113H172ZM172 114H170V115H172ZM71 115V114H70ZM81 115V114H80ZM100 115V114H99ZM98 115V116H99ZM106 115V114H105ZM121 115H119L120 116V118H121ZM39 116V115H38ZM46 116H44V117H46ZM72 116V115H71ZM101 116V115H100ZM108 115H106V117H107ZM118 115L116 114V116L115 117H117ZM173 117L175 116V115H172ZM176 116V117H177ZM180 116V115H179ZM113 117H114V115H113ZM125 117L127 118L128 116H126L125 115ZM124 117V118H125ZM142 117V116H141ZM207 117H208V115H207ZM99 119H100V117H98ZM108 118V117H107ZM120 118H118L119 119V121H120V123L121 122H123L122 121V119L123 118H121V120H120ZM124 119L125 121L124 122H127V119H129L130 118V116H129V118H127V119ZM137 119H138V116L136 117ZM136 118H134V116H133V119H136ZM202 118V120H204ZM209 118V117H208ZM261 118V117H260ZM259 118V119H260ZM69 119V118H68ZM73 118H71V120H72ZM76 119V118H75ZM74 119V120H75ZM82 119V118H81ZM80 119V120H81ZM86 119V118H85ZM117 119V118H116ZM132 118H130L129 120H133ZM168 119V118H167ZM177 119V118H176ZM176 119L174 120V121H176ZM191 119V118H190ZM254 119V118H253ZM259 119H257V125L259 124ZM262 119V118H261ZM50 120V121H49ZM52 120V121H51ZM112 120H114V118L112 119ZM128 120V121H129ZM170 120V119H169ZM171 120H173L172 118H171ZM183 120V119H182ZM192 120V119H191ZM201 120V121H202ZM207 120V119H206ZM264 120V119H263ZM48 121L49 122H51V123H48ZM69 121V120H68ZM67 121V122H68ZM111 121V120H110ZM138 121H139V119H138ZM168 121V120H167ZM70 122H73V121H70ZM70 122H68V124L70 123ZM99 122V121H98ZM101 123H104V122H107V121H100ZM123 122V123H124ZM137 121H135V123H136ZM141 122H142V120H141ZM141 122H140V124H141ZM170 122V121H169ZM205 122V124H206V121H204ZM204 122H202V123H204ZM252 122V121H251ZM261 122V121H260ZM81 121H79V123L78 124H80L81 125ZM88 123V122H87ZM86 123V124H87ZM111 124H112V122H110ZM114 123V122H113ZM119 123V122H118ZM117 123V124H118ZM133 123V122H132ZM171 123V122H170ZM187 123V122H186ZM50 124H52V125H50ZM65 124V123H64ZM67 124V125H68ZM78 124H76V123H73V124H70V125H72V126H78ZM83 124V123H82ZM85 124V125H86ZM110 124V125H111ZM117 124H115V127H117ZM122 124V123H121ZM134 124V123H133ZM168 124V123H167ZM192 124V123H191ZM254 126H257L256 125V123H255V121H254ZM62 125V124H61ZM84 125V124H83ZM82 125V126H83ZM102 125H104V124H102ZM108 125V124H107ZM129 125V124H128ZM171 125V124H170ZM185 125V124H184ZM188 125V124H187ZM186 125V126H187ZM201 125V124H200ZM69 126V125H68ZM71 126V127H72ZM75 126H74V128H75ZM118 126H119V124H118ZM130 126V125H129ZM134 126V125H133ZM144 126V125H143ZM152 126H153V124H152ZM177 126V125H176ZM202 126H204V125H202ZM259 126V125H258ZM53 127V128H54ZM57 127H59V126H57ZM70 127V126H69ZM68 127V128H69ZM105 127V130H106V126H104ZM135 127H136V125H135ZM138 127H141L140 125L138 126ZM137 127V128H138ZM201 127V126H200ZM66 128V127H65ZM79 128V127H78ZM77 128V129H78ZM110 128H112V127H110ZM128 127H126L125 128V130L127 129ZM131 128H133L132 126H131ZM197 128V127H196ZM196 128H193V129H196ZM15 129H17V132L15 133L14 131H12V130H15ZM64 129V128H63ZM114 129V128H113ZM112 129V130H113ZM181 129V128H180ZM179 129V130H180ZM183 129H184V127H183ZM243 129V128H242ZM70 130V129H69ZM101 130V129H100ZM99 130V131H100ZM107 130H109L108 128H107ZM124 130V129H123ZM124 130V131H125ZM139 130V129H138ZM182 130V129H181ZM180 130V131H181ZM16 131V130H15ZM64 131V130H63ZM66 131H67V129H66ZM79 131V130H78ZM98 131V132H99ZM124 131H122L121 132V134L124 132ZM133 131V130H132ZM137 131V130H136ZM195 131V130H194ZM204 131V130H203ZM220 131V130H219ZM60 132V131H59ZM72 132H75V129H74V131H72ZM77 132V131H76ZM82 132H84V131H82ZM81 132V134H83L84 135V133H82ZM96 132V131H95ZM196 132V131H195ZM200 132V131H199ZM79 133V132H78ZM86 133V132H85ZM103 133V132H102ZM109 133H111V132H109L108 131V133H107V131H106V134H107V136L109 137ZM120 133V132H119ZM130 133V132H129ZM197 133V132H196ZM62 134V133H61ZM96 134V133H95ZM98 134V133H97ZM104 134V133H103ZM102 134V135H103ZM136 134V133H135ZM199 134V133H198ZM197 134V135H198ZM203 134V133H202ZM242 134H244V133H242ZM99 136L98 137H100V135H101V132H99V134H98ZM127 135V132L124 134V135H121V136H123V137H125ZM129 135V134H128ZM131 135V134H130ZM139 135V134H138ZM138 135H136V136H138ZM189 135V134H188ZM201 135V134H200ZM199 135V136H200ZM246 135V134H245ZM249 135V134H248ZM87 136V135H86ZM86 136L84 135L83 136V138L85 139L86 138ZM91 136V135H90ZM92 136H95V135H92ZM115 136H117L116 134H115ZM120 136V135H119ZM135 136V135H134ZM141 136V135H140ZM151 136V135H150ZM161 136V135H160ZM159 136V137H160ZM192 136H194V135H192ZM191 136V137H192ZM196 136V135H195ZM242 136V135H241ZM244 136V135H243ZM243 136L242 137H240V138H243ZM255 136V135H254ZM152 137H154V136H152ZM201 137V136H200ZM246 137V136H245ZM249 137V136H248ZM81 139H82V137H80ZM90 137H88L87 139H89ZM101 138V137H100ZM99 138V139H100ZM107 138V137H106ZM120 138V137H119ZM136 138H138V137H136ZM136 138H135V140H136ZM199 138V137H198ZM207 138V137H206ZM239 138V139H240ZM80 139V140H81ZM92 139V138H91ZM95 139H97V138H95ZM104 141L106 140V139H104V138H102ZM101 139V140H102ZM127 139H128V137H127ZM132 139V138H131ZM157 139V138H156ZM158 139H160V138H158ZM194 139V138H193ZM192 139V140H193ZM201 139V138H200ZM210 139H213V138H210ZM78 140V139H77ZM83 140V139H82ZM102 140V141H103ZM115 140V139H114ZM118 140V139H117ZM123 140V139H122ZM147 140V139H146ZM150 140V139H149ZM214 140V139H213ZM212 140V141H213ZM86 141V140H85ZM84 141V142H85ZM94 141V140H93ZM131 142H132V140H130ZM138 141V140H137ZM143 141V140H142ZM151 141V140H150ZM157 141V140H156ZM190 142H191V140H189ZM196 141H197V139H196ZM243 141V140H242ZM79 143H80V141H78ZM91 142V141H90ZM99 142V141H98ZM111 142H113V140L111 141ZM127 142V141H126ZM126 142H124L123 141V143H126ZM129 142V141H128ZM141 142V141H140ZM148 142V141H147ZM147 142H144V143H147ZM160 142H162V141H160ZM159 142V143H160ZM201 142V141H200ZM75 143H77L76 141H75ZM75 143H74V145H75ZM93 144H94V142H92ZM91 143V144H92ZM100 143V142H99ZM98 143V145H100ZM102 143V142H101ZM110 143V142H109ZM114 143H115V141H114ZM121 143V142H120ZM143 143V142H142ZM158 143V144H159ZM185 143V142H184ZM193 143V142H192ZM208 143V142H207ZM80 144H82V142L80 143ZM88 144V143H87ZM90 144V145H91ZM128 144V143H127ZM133 144H135V143H133ZM137 144L138 143H136V146H137ZM140 144V143H139ZM149 144V143H148ZM151 144V143H150ZM190 144V143H189ZM77 145V144H76ZM83 145H85V144H83ZM89 145V146H90ZM107 145H109L108 144V142H107V144H106V147H105V144H104V146L103 147H105V148H107ZM118 145V144H117ZM73 146V145H72ZM78 146H79V144H78ZM91 146H93V145H91ZM95 146V145H94ZM110 146H112V144L110 143ZM114 146V145H113ZM156 146V145H155ZM159 146V145H158ZM207 146H209V145H207ZM45 147V148H46ZM77 147V146H76ZM76 147H74L73 146V148H75L76 150H77V148ZM96 147H99V146H96ZM101 147V146H100ZM139 147V146H138ZM152 147H154V146H152ZM151 147V148H152ZM183 147V149H184V146H182ZM195 147H197V146H195ZM194 147V148H195ZM205 147V146H204ZM72 148V147H71ZM80 148H81V146H80ZM83 148V147H82ZM104 148V149H105ZM185 148H186V146H185ZM206 148V147H205ZM210 148H212V147H210ZM209 148V149H210ZM237 148V147H236ZM69 149V148H68ZM87 150V151H89L88 149H87V147L86 148H84V150ZM98 149V148H97ZM110 149H111V147H110ZM115 149V148H114ZM154 149H155V147H154ZM228 149V148H227ZM229 149H231V147L229 148ZM228 149V150H229ZM75 150V151H76ZM82 150V149H81ZM94 150V149H93ZM210 150H213V148L212 149H210ZM209 150V151H210ZM215 150V149H214ZM47 151V150H46ZM71 151H73L74 152V155H75V153L77 154L78 152L76 151H74V149H72ZM78 151L80 152V149H78ZM83 151V150H82ZM107 150H104V151H102V152H104V155H106L107 154V152H106ZM151 151H152V149H151ZM154 151V150H153ZM186 151H187V148H186ZM224 151V150H223ZM230 151L231 150H229V153H230ZM73 152H71L72 154H73ZM101 152V151H100ZM195 152H197V151H195ZM207 152V151H206ZM211 152V151H210ZM213 152V151H212ZM42 153V152H41ZM69 153V152H68ZM82 153H84V152H82ZM92 153H95L94 151L93 152H91V154ZM98 153H99V151H98ZM152 154H153V152H151ZM150 153V154H151ZM204 153V152H203ZM216 153V152H215ZM43 154H44V150H43V153H42V155L40 156V157H42L43 156ZM66 154V153H65ZM96 154V153H95ZM150 154H148V155H150ZM210 154H212V153H210ZM209 154V155H210ZM35 155V154H34ZM45 155V154H44ZM45 155V156H46ZM69 155V154H68ZM71 155V154H70ZM83 155V154H82ZM85 156H86V151H85V154H84ZM84 155H83V157H84ZM89 155V154H88ZM97 155V154H96ZM142 155V154H141ZM189 155V154H188ZM208 155V154H207ZM37 156V155H36ZM36 156H34V157H36ZM45 156H43V157H45ZM90 156V155H89ZM89 156H88V158H89ZM99 156V155H98ZM147 156V155H146ZM151 156V155H150ZM162 156V155H161ZM201 156V155H200ZM211 156V155H210ZM69 157V156H68ZM72 157H73V155H72ZM75 157H76V155H75ZM77 157H78V155H77ZM91 157V156H90ZM109 157V159L111 158L110 156H108ZM116 157V156H115ZM137 157V156H136ZM140 157V156H139ZM145 157V156H144ZM143 157V158H144ZM163 157H165V155L163 156ZM212 157V156H211ZM70 158H71V156H70ZM84 158H86V160H87V156L86 157H84ZM83 158V159H84ZM102 158H107V157H104L103 156V154H102ZM166 158V157H165ZM164 158V159H165ZM204 158V157H203ZM206 158H208V157H206ZM35 159V158H34ZM82 159V160H83ZM93 159H97V158H93ZM98 159L100 160V156L98 157ZM108 159V158H107ZM107 159H105L106 161H108ZM117 159V158H116ZM132 159V158H131ZM147 159H149V158H145V162H148L147 161ZM151 159V158H150ZM149 159V160H150ZM155 159V158H154ZM198 159H200V157H198ZM212 159V158H211ZM211 159H209V160H211ZM33 160V159H32ZM66 160H68V159H66ZM65 160V161H66ZM74 160V159H73ZM81 160V161H82ZM86 160H84V162H78V163H85V161ZM90 160V159H89ZM88 160V161H89ZM91 160H92V158H91ZM90 160V161H91ZM94 160V161H95ZM105 160H103V161H105ZM111 160V159H110ZM118 160V159H117ZM138 160V159H137ZM143 160V159H142ZM160 160V159H159ZM205 160V159H204ZM43 161V160H42ZM65 161H63V162H65ZM88 161L86 162L87 164L85 165V164H83V165H81V166H87L89 163H88ZM92 162L91 164H93V163H95V162ZM102 160L100 161L101 163L103 162ZM116 161V160H115ZM120 161V160H119ZM158 161V160H157ZM156 161V162H157ZM196 161V160H195ZM203 161V160H202ZM206 161H208V159H206ZM212 161V160H211ZM210 161V162H211ZM67 162V161H66ZM70 162H72V160L70 161ZM70 162H68L69 164H70ZM75 162V161H74ZM98 162V161H97ZM96 162V163H97ZM111 162H113V163H111V164H116V163H114V161H111ZM118 162V161H117ZM134 162V161H133ZM197 162V161H196ZM199 162V161H198ZM197 162V163H198ZM31 163H33V162H31ZM68 163H66V164H68ZM95 163V164H96ZM106 163V162H105ZM138 164H140V162H137ZM136 163V164H137ZM144 163V162H143ZM184 163V162H183ZM201 162H199V164H200ZM51 164H52V162H51ZM64 164V163H63ZM91 164L89 165V166H91ZM103 164V163H102ZM110 164V165H111ZM150 164V163H149ZM163 164V163H162ZM161 163H160V165H162ZM192 164H194V162H192ZM196 164V163H195ZM194 164V165H195ZM204 164V163H203ZM206 164H208V163H205V165ZM42 165H43V163H42ZM74 165H76V163H74ZM78 165V164H77ZM129 165V164H128ZM135 165V164H134ZM141 165H142V163H141ZM140 165V166H141ZM156 165H158V162L156 163ZM193 165V166H194ZM63 166V165H62ZM64 166L66 167V165L64 164ZM84 166V167H85ZM97 166V165H96ZM101 167V165H98V167ZM114 166V165H113ZM113 166L111 165V167L113 168ZM118 166V165H117ZM148 165H146V167H147ZM155 166V165H154ZM183 166H184V164H183ZM198 166V165H197ZM196 166V167H197ZM200 166V165H199ZM201 166H202V164H201ZM200 166V167H201ZM207 166V165H206ZM30 167V168H29ZM44 167V166H43ZM68 167H69V165H68ZM83 167V168H84ZM92 167V166H91ZM93 167H94V164H93ZM100 167H99V170H100ZM109 168V169H112V168ZM195 167V168H196ZM13 168H17L18 170V172L23 176V178H24V182H25V184H26V186H27V188H26V190L25 189H23L22 187L19 189L17 186H16V184H13L12 183V181L11 180H13L12 179V177H13ZM56 168V169H57ZM63 168V167H62ZM77 168H81L80 166L78 167L77 166ZM86 168V167H85ZM89 168V167H88ZM104 168H106V166L104 167ZM148 168V167H147ZM146 168V170H149L150 168H148L147 169ZM152 168H154V167H152ZM158 168V167H157ZM169 168H171V166H169ZM67 168H64V170L65 171H67L66 170ZM70 169V168H69ZM73 168L71 167V170H72ZM92 169H94V168H92ZM107 169H108V167H107ZM106 169V170H107ZM172 169V168H171ZM183 169V168H182ZM184 169H185V167H184ZM192 169H194L193 167H192ZM83 170V169H82ZM81 170V171H82ZM89 171H90V168L88 169ZM88 170H85L84 172H86V171H88ZM96 170H98L97 169V167H96ZM101 170H102V168H101ZM114 169H112L111 171H113ZM164 170V169H163ZM60 171V170H59ZM62 171V170H61ZM70 171V170H69ZM92 171V170H91ZM90 171V172H91ZM94 171V170H93ZM107 171H109L110 172V170H107ZM115 171V170H114ZM113 171V172H114ZM150 171V170H149ZM152 171H154V170H152ZM155 171H156V169H155ZM159 171H161V170H159ZM159 171H157V172H159ZM168 171H170V169H168ZM50 172V171H49ZM72 172V171H71ZM73 172H74V169H73ZM90 172H89V174H90ZM101 172V171H100ZM141 172V171H140ZM167 172V171H166ZM66 173L67 172H65V175H66ZM81 173V172H80ZM95 173H96V171H95ZM106 173V172H105ZM40 174V173H39ZM45 174V173H44ZM44 174H42L43 176H45ZM47 174V173H46ZM67 174H70V173H67ZM76 174V173H75ZM79 174V173H78ZM87 173H84V175H86ZM107 174V176L109 177L110 175L111 176H113L112 174H108V172L106 173ZM155 174V173H154ZM157 174V173H156ZM170 174V173H169ZM183 174H185V173H183ZM83 175V174H82ZM93 175V174H92ZM101 175V174H100ZM116 175V174H115ZM126 175V174H125ZM139 175H140V173H139ZM143 175V174H142ZM141 175V176H142ZM166 175H167V173H166ZM42 176V177H43ZM74 176V175H73ZM76 176H78L79 177V179H80V176L79 175H76ZM104 176H106V175H104ZM106 176V177H107ZM110 176V179H113L114 178V176L113 177H111ZM123 176V175H122ZM137 176V175H136ZM157 176V175H156ZM183 176H186V175H183ZM118 177V176H117ZM125 177V176H124ZM181 177V176H180ZM89 178H90V176H89ZM105 177H103V179H104ZM116 178V177H115ZM136 178H138V177H136ZM156 178V177H155ZM163 178V177H162ZM172 178H173V176H172ZM72 179V178H71ZM68 180L69 181V183L72 181V180ZM85 180H86V178H84ZM99 179V178H98ZM102 179V178H101ZM109 179V181H113V182H115V179L114 180H110ZM118 179V178H117ZM166 179V178H165ZM183 179V178H182ZM187 179V178H186ZM83 180V179H82ZM90 180H92V179H90ZM89 180V181H90ZM95 180V179H94ZM97 180V179H96ZM137 180H139V179H137ZM140 180H142V179H140ZM139 180V181H140ZM145 180H147V179H145ZM173 180V179H172ZM22 181H23V179H22ZM93 181V180H92ZM116 181H118V180H116ZM142 181H144V180H142ZM181 181V180H180ZM184 180H182V182H183ZM37 182V181H36ZM73 182H74V180H73ZM87 182H88V180H87ZM95 182V181H94ZM141 182V181H140ZM186 182V181H185ZM90 183V182H89ZM99 183V182H98ZM108 183V182H107ZM155 183V182H154ZM24 184V183H23ZM67 184V183H66ZM72 184V183H71ZM114 184H116V183H114ZM113 183H110V186L111 185H114ZM120 184H123V183H119L118 185L116 184V185H114V187L116 186V187H119L120 186ZM146 184V183H145ZM34 185V184H33ZM77 185V184H76ZM78 185H79V183H78ZM84 185V184H83ZM93 185V184H92ZM32 186V185H31ZM35 186V185H34ZM36 186H38V185H36ZM104 186V185H103ZM105 186H108V184H106L105 183ZM104 186V187H105ZM20 187V186H19ZM84 187V186H83ZM111 187H113V186H111ZM121 187V186H120ZM159 187V186H158ZM157 187V188H158ZM36 188V187H35ZM40 188L42 189L43 187H41V185H40V187H39V191L41 192V190H40ZM44 188H45V186H44ZM76 188H77V186H76ZM82 188V187H81ZM80 188V189H81ZM89 188V187H88ZM97 188V187H96ZM108 188H110V187H107V189ZM178 188V187H177ZM177 188H176V191H177ZM240 188V187H239ZM97 189H99V187L97 188ZM106 188H105V191L107 190ZM111 189V190H110ZM110 189H108V191H112V189L114 190V188H110ZM120 190H121V188H119ZM123 189H125V186H124V188ZM122 189V190H123ZM159 189V188H158ZM36 190V189H35ZM45 191H46V189H44ZM44 190H42V191H44ZM81 190H83V188L81 189ZM85 190V189H84ZM87 190V189H86ZM85 190V191H86ZM103 190H104V188H103ZM179 190V189H178ZM181 190V189H180ZM72 191H74V190H72ZM77 191V190H76ZM95 192L96 191V189H90L89 190V192L87 193V191H86V193L87 194H91L90 196H92V192ZM105 191H103V192H105ZM172 191V190H171ZM175 191V192H176ZM183 191V190H182ZM26 192V193H25ZM75 192V191H74ZM102 192V191H101ZM181 192V191H180ZM187 192V191H186ZM42 193V192H41ZM85 193V194H86ZM107 193V192H106ZM162 193V192H161ZM164 193V192H163ZM182 193V192H181ZM185 193V192H184ZM25 194H27V196L29 197V199H28V197L25 195ZM77 194V193H76ZM84 193H82V195H83ZM94 194H96V193H94ZM104 193H102L101 194V196L103 195ZM165 194V193H164ZM179 193H177V195H178ZM155 195H156V193H155ZM79 196V195H78ZM87 196V195H86ZM96 196V195H95ZM104 196V195H103ZM82 198H83V196H81ZM93 197V196H92ZM170 197V196H169ZM179 196H177V198H178ZM182 197V195L180 196V198ZM41 199L43 198L42 196L40 197ZM166 198H167V195H166ZM171 198V197H170ZM183 198V197H182ZM181 198V199H182ZM36 199V198H35ZM88 199V198H87ZM86 199V200H87ZM89 199H91V198H89ZM89 199L87 200V201H89ZM102 199H104V197L102 198ZM174 200L176 199V198H173ZM179 199V198H178ZM177 199V200H178ZM186 199V198H185ZM221 199V198H220ZM81 200V199H80ZM97 199H95L94 201H96ZM113 199H111V201H112ZM115 200H117V199H115ZM171 200V199H170ZM173 200V201H174ZM94 201H92L91 200V203H89V204H91L90 206L88 205V207L86 208V210H85V212L89 215V216H91L92 217V221H91V227L93 226V225H96V223H98V221H97V218H98V216H99V214L98 213H100V212H98L97 213V211L99 210V209H95L96 207L98 208V205L97 206H95V202ZM111 201H110V203H111ZM176 201V200H175ZM185 201V200H184ZM186 201H187V199H186ZM32 202H33V200H32ZM100 202H101V200H100ZM100 202H98L99 204H100ZM181 203H182V201H180ZM180 202H176L177 203V207H178V204H180ZM83 203V202H82ZM97 203V202H96ZM104 203H105V205H107L108 206V204H106V202H104L103 201V206H104V208L105 207H107V206H105L104 205ZM109 203V202H108ZM173 203H175V202H173ZM184 203H188V202H184ZM183 203V205H187V204H184ZM172 205V204H171ZM171 205H169V206H171ZM174 205V204H173ZM181 205V204H180ZM182 205V206H183ZM111 206V205H110ZM167 207H169L168 206V204L166 205ZM85 207V206H84ZM113 207H115V206H113ZM116 207H117V205H116ZM121 207L122 206H120V209H121ZM173 207V206H172ZM175 207V206H174ZM180 207V206H179ZM100 208V210H101V207H99ZM148 209V208H147ZM146 209V210H147ZM167 209V208H166ZM175 209V208H174ZM173 209V210H174ZM179 209V211H180V208H178ZM178 209H176V211L177 212H179L178 211ZM102 210H103V208H102ZM108 211V209L106 208V210L105 211H103V212H107ZM145 211V210H144ZM169 211L171 212L172 210H170L169 209ZM102 212V213H103ZM109 212V211H108ZM111 212V211H110ZM113 212V211H112ZM111 212V214H113ZM147 212V211H146ZM173 212V211H172ZM182 212H184V210L182 211ZM156 213V212H155ZM173 213H175V210H174V212ZM27 214V215H26ZM98 214V215H97ZM108 213H106L105 214V216L107 215ZM111 214H109V218H111L110 217V215ZM121 214V213H120ZM104 215V214H103ZM102 214H101V216H103ZM116 215V214H115ZM119 215V214H118ZM180 215H182V213L180 212ZM184 215H185V212H184ZM188 215V214H187ZM100 216V217H101ZM108 216V215H107ZM112 216V215H111ZM114 216V215H113ZM166 216H167V214H166ZM166 216H164V217H162V215H161V217L162 218H164V219H167L168 217H166ZM183 216V215H182ZM182 216L180 217V219H183L182 218ZM90 217V218H91ZM99 217V218H100ZM104 217V216H103ZM159 217V216H158ZM166 217V218H165ZM185 217V216H184ZM89 218V217H88ZM108 218V217H107ZM134 218V217H133ZM162 218H160V220L159 221H161L162 220ZM171 218V220H172V217H170ZM185 218H187V217H185ZM86 219V218H85ZM113 219H114V217H113ZM113 219L111 220V221H113ZM116 219H117V216H116ZM118 219H120V218H118ZM163 219V220H164ZM187 219H190V218H187ZM110 220V219H109ZM158 220H157V222H158ZM168 220H169V218H168ZM88 221V220H87ZM110 221V222H111ZM167 221V220H166ZM166 221H162L164 224H166L167 223V225H165V227L164 226H161V224H158V226H161V229H162V231H163V228H166V226H168V222H166ZM173 221V220H172ZM174 221L176 222V220L174 219ZM181 221L182 220H180V223H181ZM183 221H184V219H183ZM182 221V223H184ZM188 221V220H187ZM186 221V222H187ZM116 222H117V220H116ZM115 221L113 222V223H116ZM161 222V223H162ZM118 223H120V221L118 220ZM124 223V222H123ZM125 223H126V221H125ZM160 223V222H159ZM162 223V225H164ZM169 223H171V225H173L174 224V222H173V224H172V222H169ZM129 224V223H128ZM135 225V224H134ZM133 224H132V227L134 226ZM157 225V224H156ZM182 225V224H181ZM90 226V225H89ZM112 227L113 225L111 224V225H109V227ZM118 226V225H117ZM123 226V225H122ZM158 226H156L157 228L156 229H158L159 227ZM90 227V228H91ZM130 228H131V226H129ZM163 227V228H162ZM123 228V227H122ZM137 227H134L133 229H136ZM139 228V227H138ZM185 228H186V226H185ZM210 228V227H209ZM128 229V228H127ZM126 228H124V230H127ZM180 229H181V227H180ZM182 229H183V226H182ZM91 230V229H90ZM98 230H100V229H98ZM101 230H103V229H101ZM120 229H118V231H119ZM159 231H161L160 230V228L158 229ZM185 230V229H184ZM92 231V234L94 233L93 231L94 230H91ZM129 231V230H128ZM157 231V230H156ZM165 231V230H164ZM179 231H181V230H179ZM178 231V232H179ZM183 231V230H182ZM95 232H96V229H95ZM105 232V231H104ZM131 233H135V232H132V230L130 231ZM97 233V232H96ZM96 233H94L92 236H95V234ZM111 233H113L111 236H113L114 235V232H111ZM159 233V235H160V232H158ZM99 234V233H98ZM101 234V233H100ZM168 233L166 232L165 233V236H167L168 238V240H169V236L167 235ZM180 234V233H179ZM178 234V235H179ZM90 235H91V233H90ZM97 235V234H96ZM146 235V234H145ZM145 235L144 236H140L141 237V239H143L142 237H145ZM149 235V234H148ZM98 236V235H97ZM115 236V235H114ZM119 236V235H118ZM147 236V235H146ZM152 236V235H151ZM150 236V238H148V239H152V237ZM172 236H173V234H172ZM171 236V237H172ZM176 236H177V234H176ZM117 236H115V238H116ZM134 237H135V235H134ZM139 237V238H140ZM170 237V238H171ZM178 237V236H177ZM91 238H93V237H91ZM90 238V239H91ZM95 238V240L98 238V237H94ZM99 238H101V237H99ZM112 238H114V237H112ZM115 238L113 239V240H115ZM174 238H175V236H174ZM179 239H181V235H180V237H178ZM178 238H176L177 240H178ZM38 239V238H37ZM117 239V238H116ZM140 239V240H141ZM145 239H147V238H144V242H146L145 244H143V246H144V248H145V245H147V241H145ZM173 239V238H172ZM160 240V239H159ZM166 240V239H165ZM93 241H94V239H93ZM98 242L100 241V240H97ZM107 241V240H106ZM105 241V242H106ZM167 241V240H166ZM172 241H174V239L172 240ZM171 241V242H172ZM91 242H92V240H91ZM91 242H89L88 241V244L89 243H91ZM108 242H109V240H108ZM108 242H106V243H108ZM140 242V241H139ZM143 242V241H142ZM142 242H140V244L139 245H141L142 246ZM148 242H150V241H148ZM151 242H152V240H151ZM164 242V241H163ZM168 242H170V240L168 241ZM178 242H179V240H178ZM97 243V242H96ZM101 243V242H100ZM112 243V242H111ZM115 243V245H116V243H118V241L116 242H114L113 241V244ZM165 244H166V242H165ZM165 244H163L162 243V245H165ZM169 244V243H168ZM175 244V243H174ZM174 244H172V245H174ZM251 244V243H250ZM86 245H87V243H86ZM91 245H93V244H91ZM91 245H88V246H83V247H81V249L85 252V250L86 249H84V248H87V249H89V247L91 246ZM114 245V246H115ZM138 245V246H139ZM148 245H149V243H148ZM151 246H152V244H150ZM161 245V246H162ZM169 245H171V244H169ZM161 246H159V248L161 247ZM165 246H167V245H165ZM92 247V246H91ZM109 247V246H108ZM113 247V246H112ZM111 247V248H112ZM116 247V246H115ZM114 247V249H116ZM124 247V246H123ZM122 247V248H123ZM140 247V246H139ZM150 247V246H149ZM170 247V246H169ZM97 248V247H96ZM103 248V247H102ZM162 248H163V246H162ZM161 248V249H162ZM166 248V247H165ZM171 248L173 249V247L171 246ZM171 248H169V250L171 249ZM43 249V248H42ZM94 249H95V247H94ZM113 249V250H114ZM119 249V248H118ZM124 249H125V247H124ZM127 249V248H126ZM161 249H159V250H161ZM164 249V248H163ZM103 250V249H102ZM120 250V249H119ZM123 250V249H122ZM122 250L119 252H117V253H122ZM137 250V249H136ZM220 250H222V249H220ZM101 251V250H100ZM116 251H117V249H116ZM126 251V250H125ZM125 251H123V252H125ZM177 249H176V253H177ZM67 252V251H66ZM66 252H64V253H66ZM87 252V251H86ZM85 252V253H86ZM105 252V251H104ZM111 252V251H110ZM113 252V251H112ZM163 252V251H162ZM167 252V250L166 251H164V253H166ZM168 252H170L169 254L171 255V253L173 252L172 250H170V251H168ZM168 252H167V254H168ZM223 252V251H222ZM225 252H226V250H225ZM70 253H72L71 251L67 254V255H69ZM83 253V252H82ZM84 253V254H85ZM179 253H180V251H179ZM205 253V252H204ZM41 254V253H40ZM173 254V253H172ZM17 255V254H16ZM42 255V254H41ZM103 255V254H102ZM185 255H187V253L185 254ZM167 256V255H166ZM185 257H187V256H185ZM166 258V257H165ZM168 258V257H167ZM171 259V258H170ZM186 259H188V258H186ZM93 261V260H92ZM91 261V262H92ZM100 261V260H99ZM173 261V260H172ZM171 261V264H173V262ZM180 261H182V259H180ZM184 261V260H183ZM179 262V261H178ZM185 262V264H187V262L186 261H184ZM170 263V262H169ZM175 264H178V263H175ZM180 264H183V263H180Z\"/></svg>","mask_w":264,"mask_h":264}]
</instances>
